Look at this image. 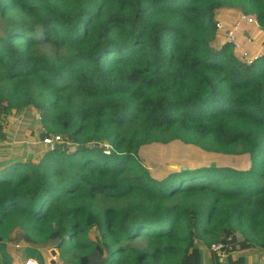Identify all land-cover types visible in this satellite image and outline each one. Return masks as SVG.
I'll list each match as a JSON object with an SVG mask.
<instances>
[{"label": "trees", "instance_id": "trees-1", "mask_svg": "<svg viewBox=\"0 0 264 264\" xmlns=\"http://www.w3.org/2000/svg\"><path fill=\"white\" fill-rule=\"evenodd\" d=\"M0 18V141L33 107L40 138L72 145L0 169V264H44L49 247L75 264L264 253V41L241 29L264 31V0H0ZM171 142L250 164L151 174L140 150Z\"/></svg>", "mask_w": 264, "mask_h": 264}, {"label": "rangeland", "instance_id": "rangeland-1", "mask_svg": "<svg viewBox=\"0 0 264 264\" xmlns=\"http://www.w3.org/2000/svg\"><path fill=\"white\" fill-rule=\"evenodd\" d=\"M228 9V8H226ZM232 12V9H228L227 13ZM3 29V23L0 21V30ZM243 35H245L249 39H253L255 43L258 44V48L263 45L264 41V31L261 29L259 30L258 26L255 28L250 29L242 27ZM254 37H251L254 35ZM214 46L218 47L216 44ZM42 50L45 52H52L53 49L49 45H43ZM257 52H264V48L258 49ZM258 54V53H256ZM38 112L33 107H25L19 112L12 113L8 116L14 123L13 128L9 129V136L16 138V144L14 145V150H11L10 145H7L5 141H0V151L3 150L4 152H11L13 155L19 156H27L31 155L32 160L36 161L40 156H42L50 147L43 145L39 138L40 131L42 130L41 125L38 120ZM7 119L6 125L8 124L9 120ZM7 138V135H6ZM63 138V137H62ZM6 140V139H5ZM60 145L66 148H71L72 145L69 143H64V140L59 142ZM41 147V148H39ZM142 161L150 168L151 174L155 176L161 177L165 171L169 168H179V167H195V166H203V165H233L237 167H247L250 163L246 156H235V157H228L227 155H218V154H210L203 150H198L194 146L179 143V142H171L168 144H150L145 145L139 153ZM19 156V157H20ZM8 163V161H7ZM5 164V163H3ZM243 168V167H242ZM233 239V238H232ZM231 240V239H230ZM143 243L138 242L135 245L142 246ZM248 245V244H247ZM241 246V243L237 244V248ZM250 247V245L248 246ZM202 252L204 256L202 257V263L206 264L205 252L206 246L201 245ZM55 251L54 248L49 247L45 250L43 258L45 263H47L48 259L52 258L51 260H55L58 255L52 256V251ZM236 250V249H235ZM233 250L229 253L231 259H236V256L239 253L238 250ZM241 250V248H240ZM259 253L257 248H251V251L247 253ZM61 260V259H60ZM78 259L76 257H69L65 260L59 261L60 264H75Z\"/></svg>", "mask_w": 264, "mask_h": 264}, {"label": "crops", "instance_id": "crops-1", "mask_svg": "<svg viewBox=\"0 0 264 264\" xmlns=\"http://www.w3.org/2000/svg\"><path fill=\"white\" fill-rule=\"evenodd\" d=\"M227 10L228 9L221 10L219 12V16L226 15L227 14ZM0 21L4 24V21L1 18H0ZM216 45L217 46L220 45V42L218 40L216 41ZM8 120H9V122L6 125L5 129H4V132L6 133L7 138L4 141L7 143V145H10L9 147H11V150H14V145L13 144H16V138L9 136V133H10L9 129L13 128L16 123H14L10 118ZM39 138H40V135H39ZM37 141L41 142V140H37ZM39 148H41V147H39ZM20 155H22V153ZM13 156H16V155H13V153H11V152H4L3 150H1L0 151V169H3L6 166H8L9 164H11ZM7 161H8V163H7ZM3 163H5V164H3ZM43 255H44V253H43ZM51 259L52 258L48 259L47 263H44V264H60L59 261H61V260L59 259V257H57L54 260V263H51ZM24 261L25 260L22 259V260H19L18 262H15L14 264H24ZM241 264H264V253H260L259 252V253H255V254L254 253H250L249 255L246 254L245 260Z\"/></svg>", "mask_w": 264, "mask_h": 264}, {"label": "built area", "instance_id": "built-area-1", "mask_svg": "<svg viewBox=\"0 0 264 264\" xmlns=\"http://www.w3.org/2000/svg\"><path fill=\"white\" fill-rule=\"evenodd\" d=\"M240 19L243 20V21H247V22H252L253 19H246L244 15H241L240 16ZM222 27V23L218 22L217 23V28H220ZM241 28V25H240V22L239 21H236L232 26L231 28L226 31L227 33L225 34V41L232 44L233 47L235 49H239L240 48V45H239V42L237 40V37L236 35L238 34L239 29ZM241 52V57L242 59H244L245 61H247V63H251V57H249L247 55V53L245 52ZM256 56H254L255 58ZM38 120H39V115H38ZM62 140V137L60 134H47L46 136H44L42 138V143L45 145V146H52L54 144H58L60 141ZM221 247V244L220 243H217V244H212L211 248L215 251H219ZM24 264H38L36 261L32 260V259H27L25 261Z\"/></svg>", "mask_w": 264, "mask_h": 264}, {"label": "clouds", "instance_id": "clouds-1", "mask_svg": "<svg viewBox=\"0 0 264 264\" xmlns=\"http://www.w3.org/2000/svg\"><path fill=\"white\" fill-rule=\"evenodd\" d=\"M41 142H42V138H41ZM43 144V143H42ZM44 145V144H43ZM47 147H50V145H48ZM56 252V251H55ZM29 259H32V258H29ZM27 260V259H26ZM25 260V261H26ZM32 260H34V261H36L35 259H32ZM25 261H24V263H25ZM37 262V261H36ZM38 263V262H37ZM39 264V263H38Z\"/></svg>", "mask_w": 264, "mask_h": 264}, {"label": "water", "instance_id": "water-1", "mask_svg": "<svg viewBox=\"0 0 264 264\" xmlns=\"http://www.w3.org/2000/svg\"><path fill=\"white\" fill-rule=\"evenodd\" d=\"M55 254H56V252L53 250L52 255L54 256ZM51 263H54V260H51Z\"/></svg>", "mask_w": 264, "mask_h": 264}]
</instances>
